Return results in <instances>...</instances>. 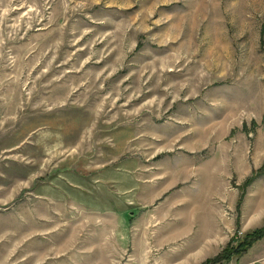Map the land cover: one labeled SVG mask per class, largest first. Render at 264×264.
Wrapping results in <instances>:
<instances>
[{"label": "rangeland", "instance_id": "obj_1", "mask_svg": "<svg viewBox=\"0 0 264 264\" xmlns=\"http://www.w3.org/2000/svg\"><path fill=\"white\" fill-rule=\"evenodd\" d=\"M263 161L264 0H0V264H202Z\"/></svg>", "mask_w": 264, "mask_h": 264}, {"label": "trees", "instance_id": "obj_2", "mask_svg": "<svg viewBox=\"0 0 264 264\" xmlns=\"http://www.w3.org/2000/svg\"><path fill=\"white\" fill-rule=\"evenodd\" d=\"M264 175V161L261 167L258 169V176ZM264 236V224L261 228L246 234L241 241H238L236 245H232L229 242L224 249H222L215 257L207 259L202 264H223L228 263L233 256H241L243 252H246L253 243L259 241Z\"/></svg>", "mask_w": 264, "mask_h": 264}, {"label": "crops", "instance_id": "obj_3", "mask_svg": "<svg viewBox=\"0 0 264 264\" xmlns=\"http://www.w3.org/2000/svg\"><path fill=\"white\" fill-rule=\"evenodd\" d=\"M256 245V244H255ZM253 246L254 245H252L251 247H250V250L253 248ZM248 253H249V250H248V252H246V255H244V256H248ZM252 258H248L247 260H245V259H243L244 261L242 262V263H245V262H247V261H249V260H251ZM240 264V263H239Z\"/></svg>", "mask_w": 264, "mask_h": 264}]
</instances>
